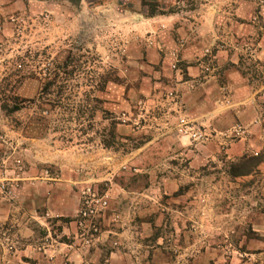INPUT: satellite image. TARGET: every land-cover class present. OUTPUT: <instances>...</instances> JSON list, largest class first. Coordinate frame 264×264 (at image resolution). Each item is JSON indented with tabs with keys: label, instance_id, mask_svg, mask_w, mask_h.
<instances>
[{
	"label": "rangeland",
	"instance_id": "374dc122",
	"mask_svg": "<svg viewBox=\"0 0 264 264\" xmlns=\"http://www.w3.org/2000/svg\"><path fill=\"white\" fill-rule=\"evenodd\" d=\"M54 1L59 6L55 14L45 9L53 0H39L36 15L25 13L23 23L12 14L11 33L0 41V196L13 203L21 188L60 179L63 166L66 178L81 187L77 216L48 218L44 208L37 209L57 240L69 241L60 233L73 220L77 240L88 246L104 233L103 218L110 216V226L129 223L140 232L145 230L147 245L160 238L166 264H264V162L248 176L232 178L228 173L229 164L244 156L261 153L264 157V145L259 152L234 159L222 146L208 153L204 147H192L208 143L207 139L191 142L177 133V118L173 132L187 138L193 151L184 145L177 151L174 144L168 148L159 124L164 98L160 82L156 91L160 95L153 102L148 93L154 92L155 80L149 73L127 82L131 78L126 65L128 42L140 39L118 16L117 10L126 9L128 0H87L85 13L78 12V0ZM144 2L156 5L155 12L163 15L191 5L190 0L164 5L140 0L137 7L145 14L150 9ZM69 10L76 11L74 20ZM65 17L71 20L66 25ZM67 57H74L66 69L68 77L52 89L51 96L13 114L1 109L9 97L37 98L48 71ZM177 67L178 63L171 68ZM110 70L119 81L107 83L100 92L101 76ZM116 90L127 102H121L122 108L112 99ZM46 98L60 102L52 108ZM118 124L126 125V131L120 133ZM110 129L114 139L111 147H104L101 141L109 140ZM124 196L140 202V216L130 206L123 208L129 209L126 218L122 210L113 215L110 205ZM86 199L107 204L102 209L95 202L86 205ZM89 208L94 214L81 218L80 212ZM129 214L133 215L128 218ZM27 225L43 238L46 226L31 220ZM111 246L117 248L118 243Z\"/></svg>",
	"mask_w": 264,
	"mask_h": 264
},
{
	"label": "crops",
	"instance_id": "0c3cea01",
	"mask_svg": "<svg viewBox=\"0 0 264 264\" xmlns=\"http://www.w3.org/2000/svg\"><path fill=\"white\" fill-rule=\"evenodd\" d=\"M86 1L78 0L79 13L88 10ZM153 1L161 5L171 3ZM190 1L189 8H181L175 14L156 13L151 17L137 7L140 0H128L126 9L117 10L119 19L140 38L138 43L128 42L126 65L131 78L127 82L148 76L147 73L155 80L154 92H149L148 98L153 102L164 95L159 106V124L168 148L174 144L177 151L182 149L179 145H184L192 152V147L200 146L211 153L214 146H222L233 159L247 152H259L264 145V0ZM39 4V0H0V41L11 33L12 14L23 23L24 14L36 15ZM58 7L53 0L45 9L55 14ZM69 11L74 20L76 11ZM69 18L65 17V25L71 21ZM177 63L173 70L172 65ZM158 82L163 90L159 95ZM112 99L117 101L114 104L118 108L127 104L121 101L119 90ZM177 118L204 127L208 143L191 147L187 138L177 136L173 132ZM125 126L118 124L120 133L126 131ZM235 126L245 129L243 137L233 136ZM61 169L58 180L21 188L13 203L0 196V264H166V256L160 252V238L155 239L154 245H147L144 240L149 234L145 230L140 232L129 223L125 227L122 223L110 226V216L103 218L105 231L90 246L77 240L78 228L73 220L60 233L69 241L57 240L37 209L44 208L48 218L77 216L81 187L66 178V168ZM139 203L124 196L110 207L115 211L113 215L122 210L126 218L129 209L123 208L127 206L135 209L133 214L143 213ZM23 204L30 208L22 210ZM29 220L46 226L41 241L27 225ZM8 223L12 227H7ZM113 242L118 243L117 248H112Z\"/></svg>",
	"mask_w": 264,
	"mask_h": 264
},
{
	"label": "trees",
	"instance_id": "16d2710c",
	"mask_svg": "<svg viewBox=\"0 0 264 264\" xmlns=\"http://www.w3.org/2000/svg\"><path fill=\"white\" fill-rule=\"evenodd\" d=\"M144 6H147L148 12H146L147 17H151L156 14V5L152 3H143ZM161 13V12H159ZM74 57H67L64 61H61L60 63H55V66L53 69L49 70L47 73V76L44 79V83L42 85L41 91L37 98L32 99H18V97L13 96L7 98L5 102L2 101L1 103V109L5 111L8 114H13L16 112L21 111L26 107V105H33L35 101L38 99H44L45 96H51L52 89L59 87L63 80H65V77H68L66 75L67 67L73 63ZM59 72H62L64 74V77L59 76ZM101 84L99 91L103 92L105 90V86L109 82H118V78L115 76V74L110 70V72H107L103 76H101ZM62 92H58L57 95L61 96ZM46 105H50L52 108L58 106V102L60 100H49L45 99ZM97 102L101 103V100H97ZM52 103V104H51ZM114 139V132L112 129H110L109 132V140H102V145L104 147H111L112 141ZM264 162L263 154L258 153L256 155H250V156H244L237 160L236 162H231L229 164L228 173L232 178L237 177H244L250 175L254 169H256L261 163Z\"/></svg>",
	"mask_w": 264,
	"mask_h": 264
},
{
	"label": "built area",
	"instance_id": "2783aa9c",
	"mask_svg": "<svg viewBox=\"0 0 264 264\" xmlns=\"http://www.w3.org/2000/svg\"><path fill=\"white\" fill-rule=\"evenodd\" d=\"M168 96L172 99L174 98L173 93H169ZM176 131L181 136L187 137L191 142H204L207 139V134L205 133L204 129L198 125H196L194 122L187 121L183 118H178ZM246 131L240 126H235L232 130V134L235 137H243L245 135ZM3 189V187H1ZM89 191V190H88ZM95 202L99 205L100 208H105L106 201L98 199H89L85 200L86 205H89V203ZM95 210L92 208H89L85 211L80 212L79 216L81 218L91 217L92 214H94Z\"/></svg>",
	"mask_w": 264,
	"mask_h": 264
}]
</instances>
